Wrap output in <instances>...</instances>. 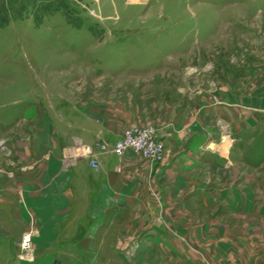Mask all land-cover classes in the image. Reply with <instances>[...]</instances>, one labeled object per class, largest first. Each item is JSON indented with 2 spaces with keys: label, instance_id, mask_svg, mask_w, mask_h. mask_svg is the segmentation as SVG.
I'll return each mask as SVG.
<instances>
[{
  "label": "rangeland",
  "instance_id": "1",
  "mask_svg": "<svg viewBox=\"0 0 264 264\" xmlns=\"http://www.w3.org/2000/svg\"><path fill=\"white\" fill-rule=\"evenodd\" d=\"M247 107L264 108V0H0V185L13 183L0 264H264V116ZM83 119L167 134L160 159L127 150L113 167L130 203L154 210L110 220L102 233L120 242L74 260L69 220L55 239L40 197L8 193L40 170L71 172ZM238 136L258 147L225 155ZM88 154L82 173L102 163Z\"/></svg>",
  "mask_w": 264,
  "mask_h": 264
},
{
  "label": "crops",
  "instance_id": "2",
  "mask_svg": "<svg viewBox=\"0 0 264 264\" xmlns=\"http://www.w3.org/2000/svg\"><path fill=\"white\" fill-rule=\"evenodd\" d=\"M247 108L253 109L259 115L264 116V108ZM118 110H120V107ZM195 110L194 114L200 116V113H197V110ZM115 124L118 127L112 125V119L96 122L91 119L78 121V124L72 125L74 131L70 134V141L67 143L71 149L75 147L77 156L81 155L72 163L68 161L71 164V172L65 170L63 173H59L55 170L42 174L40 170L31 177L32 184H28L27 191L21 185V187H16L18 191L13 190L8 193V195L11 194L12 196L29 194L40 197L39 202L42 206L40 205L35 211L38 214L41 211L45 212L44 218L53 221L51 231L53 235L51 237L54 236L56 237L55 239L62 234V220H69V225H67L69 230L63 244L67 245V249L73 248L77 252L75 253L76 256L73 257L74 260L93 259L95 256L94 251L96 248L98 249L97 246L120 242V239H114L112 235L102 233V229L109 227L108 222L110 220H113V223H111L113 226H119L121 221L127 219L125 215H128L136 206L134 203H130L131 193L129 191L130 185H133V183H130L128 173L117 172L113 169L115 163L120 160V156H116L109 151H104L97 155V151L93 147L94 141H107L111 143L119 135L124 126L120 128V119H117ZM216 124L215 120L214 125ZM156 130L159 137L167 134L164 133L166 129L159 130L156 128ZM257 144L258 142L254 140H244L241 136H238L236 139L226 142L223 146L227 149L225 155L228 153V148L233 146L239 149L238 153L242 157L248 154V149L258 147ZM127 150L130 149H126L125 151ZM88 153L97 155L99 163L100 161L102 163L96 169L82 173L83 168L79 170V163L83 167L90 169L87 164ZM129 157L131 156L126 155L123 161L126 158L129 160ZM130 161L134 162L133 160ZM74 164L75 166H73ZM1 180L0 194H3L2 190L12 188L13 183ZM63 199L65 202H63ZM141 205V207L136 206L137 209L154 210L152 204L144 202ZM2 211L4 209L0 205V213ZM155 224V226L152 225L153 228L156 227L157 231L164 232L160 229L161 224L159 222ZM111 236L112 238H110ZM50 240L48 239V242H51Z\"/></svg>",
  "mask_w": 264,
  "mask_h": 264
},
{
  "label": "built area",
  "instance_id": "3",
  "mask_svg": "<svg viewBox=\"0 0 264 264\" xmlns=\"http://www.w3.org/2000/svg\"><path fill=\"white\" fill-rule=\"evenodd\" d=\"M95 142L96 147L104 151H109L116 156H120L126 149H130L152 160H158L162 157V139L157 135L156 128L149 123H130L121 129L119 135L111 143L107 141ZM69 151L71 152L68 158L75 160L76 156L73 155L71 149ZM95 160L93 157L89 159L90 167H95ZM30 236L29 231L21 234L19 240L21 249L29 248Z\"/></svg>",
  "mask_w": 264,
  "mask_h": 264
}]
</instances>
